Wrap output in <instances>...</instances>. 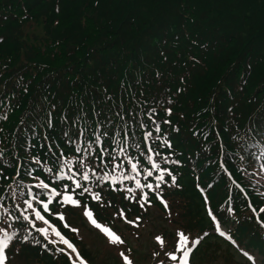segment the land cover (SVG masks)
Returning a JSON list of instances; mask_svg holds the SVG:
<instances>
[{"label":"trees","instance_id":"1","mask_svg":"<svg viewBox=\"0 0 264 264\" xmlns=\"http://www.w3.org/2000/svg\"><path fill=\"white\" fill-rule=\"evenodd\" d=\"M152 108L161 129L156 135L172 143L161 151L181 162V187L164 189L167 209L152 197V210L200 234L211 229L210 208L264 257V228L249 211L262 204L253 181L264 163V0H0V203L15 212L8 189L34 183L25 169L46 179L41 168L51 165L49 145L71 157L76 138L86 147L93 132L143 140L153 131ZM33 157L41 167L31 164ZM197 183L205 187L207 206ZM111 199L112 206L95 210L99 222L119 219L120 208L128 219L150 220L149 206L128 212L127 201L115 193ZM69 208L65 213L73 214ZM212 243L202 240L204 251L194 255L200 263ZM10 250L25 264H65L39 245L17 242ZM224 251L235 256L229 246Z\"/></svg>","mask_w":264,"mask_h":264},{"label":"snow or ice","instance_id":"2","mask_svg":"<svg viewBox=\"0 0 264 264\" xmlns=\"http://www.w3.org/2000/svg\"><path fill=\"white\" fill-rule=\"evenodd\" d=\"M167 103L171 104L172 101L169 100ZM165 113L170 116L171 108H166ZM147 114L153 131L144 132L143 140H136L133 134L127 132L123 133L119 141L116 140V136L120 133L109 135L103 132L97 135L93 132L92 141L86 147L80 146L79 138H76V146L69 149L73 153L71 157L63 152L57 155L52 151V145H49L46 155L50 158L51 165L43 164L41 168V172L48 174L46 179H42L39 174L33 175V168L25 169L34 183L31 185L17 183L14 192L11 187L8 189L12 192L11 201L15 212L4 203H0V210H3L5 214L3 218H0V264H7V250L17 242L21 245H39L45 251L57 252L65 257V264H87L74 240L68 238L62 231L66 229L79 236V228L71 227L66 222L65 211L68 207L80 209L88 224L99 230L107 243L117 247L124 241L111 227L99 222L95 211L97 208L112 206L113 193L117 194L121 200L128 202V212L132 211V205L146 210V206L151 205L152 197H155L167 209L164 189L181 187L177 182L176 174V169L181 166V162L172 158L173 152L168 151L165 154L161 151L162 149L171 150L172 143L166 135H156L161 131L160 123L154 119L157 114L156 109H149ZM3 119H7V116L5 115ZM162 123L170 124L171 122L165 119ZM49 126L51 127L50 122ZM139 126L146 127L143 123ZM178 130L173 128V131ZM83 134V132L80 133V135ZM63 136L67 143H73V137L68 132H64ZM105 138L108 140L107 146L104 144ZM2 156L3 153L0 152V157ZM255 159L260 160V157ZM31 164L34 167H41L42 160L33 157ZM221 170L225 171L223 166ZM260 172H264V163L261 164ZM16 175H20L19 171ZM229 178L231 179L230 174ZM195 187L204 197V203L207 206L209 201L205 194V187H201L199 183ZM212 187V184L206 185L209 190ZM236 187L240 188V185L236 184ZM240 191L243 192L244 189L240 188ZM106 198L107 203H105ZM4 199L0 196V201ZM54 202L56 209L50 208ZM232 211L231 207L227 209L229 214ZM260 211L264 212V208ZM207 214L212 221L214 231L219 236L231 240V236L222 229L217 216L210 208L207 209ZM117 215L126 220L124 208H120ZM51 217H55V221H52ZM139 220L140 217L137 216L135 220H126V222L136 225ZM257 222L264 228V221L257 218ZM14 225H20V227ZM208 235L209 233L205 231L203 235L198 234L193 238L186 230L178 229L172 249L164 251L168 264H190L193 249ZM155 239L163 250L165 247L163 237L157 236ZM17 251H19L18 248ZM241 251L254 264V258L248 252ZM159 254V252L154 253L155 256ZM118 257L121 258L122 264H133L124 251H118ZM161 264H164V261H161Z\"/></svg>","mask_w":264,"mask_h":264},{"label":"rangeland","instance_id":"3","mask_svg":"<svg viewBox=\"0 0 264 264\" xmlns=\"http://www.w3.org/2000/svg\"><path fill=\"white\" fill-rule=\"evenodd\" d=\"M34 32L39 34V28H36ZM261 205L264 206V203L262 202ZM73 209V214H66V222L71 227L79 228V236H76L74 233L72 234L88 250L92 264H122L121 258L118 257V251H124L126 255H129L133 264H161V261H164V264H168L164 257V251H170L172 249L176 231L178 229H184L187 233L191 234V237L196 234L194 231L193 233L187 231L182 226L183 222L174 220L173 217L163 218V216H159L156 210H152L150 220H147L145 215L136 225L127 223L126 221L120 223L115 220V225L109 226L124 241L123 244L117 247L107 243L104 235L88 224L82 216L80 209ZM157 236L163 237L165 241L163 250H161V246L155 239ZM244 250L249 252L254 258V264H264V257L258 254L259 252H254V254L247 248H244ZM157 252L160 254L155 256L154 253ZM208 257L209 259L203 264H253V261H249L247 257L240 259L238 256H227L223 254L215 244L209 247ZM7 264L24 263L15 257H10ZM197 264L199 263L197 262Z\"/></svg>","mask_w":264,"mask_h":264}]
</instances>
